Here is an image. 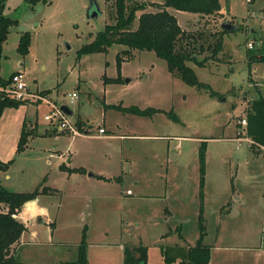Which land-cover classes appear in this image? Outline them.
Segmentation results:
<instances>
[{"label": "rangeland", "instance_id": "374dc122", "mask_svg": "<svg viewBox=\"0 0 264 264\" xmlns=\"http://www.w3.org/2000/svg\"><path fill=\"white\" fill-rule=\"evenodd\" d=\"M94 2L100 12L89 17ZM221 5L218 27L205 26L199 14L168 9L194 35L193 50L205 62L188 63L199 82L210 86L199 89L174 76L154 51L134 50L121 63L123 44L81 53L113 22L106 0L5 1L3 14L18 23L0 40L1 76L7 80L22 72L32 91L60 105L76 92L69 119L87 122L91 133H58L45 120L49 105L39 98L4 108L0 160L12 162L0 168V184L16 192L52 189L40 197L56 222L30 224L38 237L13 248L19 264H76L84 234L88 264H123L124 247L140 244L148 247V264H165L163 246L198 241L202 207L209 264H264V149L238 140L250 103L264 98V62L250 63L248 56L264 52V0H221ZM224 22L234 28L223 35V50L213 58ZM25 32L31 37L23 54L19 43ZM24 128L28 142L18 152ZM91 172L108 178L89 177Z\"/></svg>", "mask_w": 264, "mask_h": 264}, {"label": "trees", "instance_id": "16d2710c", "mask_svg": "<svg viewBox=\"0 0 264 264\" xmlns=\"http://www.w3.org/2000/svg\"><path fill=\"white\" fill-rule=\"evenodd\" d=\"M6 0H0V40L8 38L10 27L17 24L18 20L5 16L3 9ZM33 2L39 0H32ZM109 16L113 20L108 23L104 30L97 33L94 40L84 45L80 52L108 51L113 44H123L127 49L118 53L117 59L121 63L133 56L134 50L154 51L157 56L165 59L169 71L176 77L181 78L189 85L199 89L210 86L199 82L196 72L188 63H195L204 66L205 62L198 59L193 50V34L190 30L184 29L175 13L169 11L173 8L176 11L191 12L199 14L203 19V24L208 26L211 15L218 16L222 9L221 0H158V1H139V0H106ZM154 8V9H152ZM137 22V25H135ZM208 22V23H207ZM198 23V22H196ZM207 23V24H206ZM198 25V24H197ZM217 26V21L215 23ZM214 27V26H211ZM219 39L213 46V58H217L223 50V35L230 30L219 27ZM30 32L22 34L19 43V51L27 53L30 45ZM211 46V45H210ZM263 48V45L261 46ZM202 48V47H201ZM249 62H264V52L249 54ZM127 57V58H125ZM14 74V73H13ZM9 79H4L0 74V118L5 107H18L26 104L27 100H17L6 91ZM214 95V93L211 91ZM132 111L143 115L145 112L139 108L132 107ZM151 113L159 109H150ZM170 117L179 122V117L169 112ZM247 134L254 141L255 148L264 149V98H255L247 109ZM26 125V122L23 123ZM80 130H84V122H77ZM29 132L26 128L20 137L18 152L25 149L28 142ZM206 145L200 151L201 185L204 184L206 173ZM10 162L0 160V168L8 169ZM104 178L103 176H100ZM52 189L44 187L35 189L31 192H16L6 189L0 184V204H5L7 210L0 209V264H19L13 248L21 244V237L26 231L27 226L24 222L17 219L14 215L20 211L22 206L29 200L37 198L39 195L51 192ZM203 195V191H202ZM200 237L194 245H169L161 248V254L165 264H209L211 261L212 248L204 243L207 233L203 207L199 216ZM20 243V244H19ZM88 243L84 234L78 245L76 264H88L86 254ZM123 264H148V247L140 245H127L124 247Z\"/></svg>", "mask_w": 264, "mask_h": 264}, {"label": "built area", "instance_id": "2783aa9c", "mask_svg": "<svg viewBox=\"0 0 264 264\" xmlns=\"http://www.w3.org/2000/svg\"><path fill=\"white\" fill-rule=\"evenodd\" d=\"M247 1L252 2V0H247ZM248 45L249 48H253V43H249ZM9 86L10 88L9 89L7 88L6 91L10 92L11 95L15 97L17 100L39 98L43 102L48 104L50 108L47 114L45 115V120L55 125V128L59 132H68L76 136H87L91 134L90 129L84 128V130H80L76 125V123L70 121L68 112L63 108L64 105L70 108L71 104L76 103V99L78 97V94L76 92L69 94L68 96L70 99L69 104L60 105L55 101L50 100L47 96H40L36 94L34 91H32L29 88L26 81L24 80L22 72L14 73L12 75ZM240 124L242 126V131L239 133L241 134V136L238 138V140L240 141L245 138L246 141L250 144V146H252L254 144V141L247 134V126H248L247 116L242 118ZM99 132L105 133L106 130L103 127H100Z\"/></svg>", "mask_w": 264, "mask_h": 264}, {"label": "crops", "instance_id": "0c3cea01", "mask_svg": "<svg viewBox=\"0 0 264 264\" xmlns=\"http://www.w3.org/2000/svg\"><path fill=\"white\" fill-rule=\"evenodd\" d=\"M140 1V0H139ZM142 1H146V2H151V1H158V0H142ZM222 10V9H221ZM180 12L182 11H177V14H180ZM176 14V15H177ZM222 16V13L220 11V14L218 16H213L211 15V19L209 21V26H216L215 23L216 21H218V18ZM178 17V15H177ZM218 17V18H217ZM196 18V17H195ZM223 18V17H221ZM178 20H179V17H178ZM179 23H180V20H179ZM208 23V22H207ZM206 23V24H207ZM225 23V22H224ZM227 23V22H226ZM195 26L198 24V23H193ZM181 25V23H180ZM182 26V25H181ZM183 27V26H182ZM184 28V27H183ZM186 29V28H184ZM188 30V29H186ZM262 44V43H260ZM70 111L68 112V114H73V110H71V108H69ZM83 120V119H82ZM84 121V120H83ZM84 126H88L87 125V122L84 121ZM47 132H51L50 129H46V133ZM58 133H62V132H58ZM68 133V132H67ZM70 134V133H69ZM75 136V135H74ZM93 173V172H92ZM72 176L74 175V173L71 174ZM100 176H103V177H106V179L108 178L105 174L101 173L99 174ZM99 175L93 173V175H89V177H93V178H98L99 180H106L105 178H101ZM7 177H10V175L8 174ZM129 192L131 191L130 189L128 190ZM50 194L49 193H44V194H41V195H48ZM0 207H3L4 210H7V206H3L2 204H0ZM3 210V209H2ZM17 219L21 220L22 222H24L27 226V229L26 231L23 233L22 237H21V244L19 247L27 244L28 242H31L33 241L35 238L38 237V231L36 228H32L30 229V224L35 222V221H38V219L40 221H44L46 222L47 224H50V225H55L56 222H54L51 217H52V212L50 210V208L48 207L47 204L43 203L42 202V199L40 197V195L35 198V199H32V200H29L27 201L23 206L22 208L20 209V211H18L17 214L14 215ZM47 218V219H46ZM28 237H31V240L28 241ZM18 248V247H17Z\"/></svg>", "mask_w": 264, "mask_h": 264}, {"label": "water", "instance_id": "95a60500", "mask_svg": "<svg viewBox=\"0 0 264 264\" xmlns=\"http://www.w3.org/2000/svg\"><path fill=\"white\" fill-rule=\"evenodd\" d=\"M99 12H100L99 5L94 2V3L91 4V6L88 9V16L89 17H97ZM222 28L223 29L232 30L234 28V26L231 23H226L225 22V23L222 24ZM63 108L67 112L70 111V109L67 106H65V105L63 106ZM90 175H93V173L91 172Z\"/></svg>", "mask_w": 264, "mask_h": 264}]
</instances>
